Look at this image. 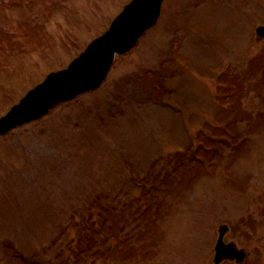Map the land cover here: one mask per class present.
I'll use <instances>...</instances> for the list:
<instances>
[{"label":"rangeland","instance_id":"rangeland-1","mask_svg":"<svg viewBox=\"0 0 264 264\" xmlns=\"http://www.w3.org/2000/svg\"><path fill=\"white\" fill-rule=\"evenodd\" d=\"M2 1L11 7L0 8V40L13 22L33 28L6 49L0 42L9 53L0 57V116L130 0ZM259 25L264 0H165L158 24L116 59L100 89L1 136L0 264H213L221 223L246 264H264ZM158 83L177 94L161 92L153 103L147 96ZM212 139L219 155L204 157L202 168L187 159L191 141ZM151 164L160 187L147 193L133 176L148 179Z\"/></svg>","mask_w":264,"mask_h":264},{"label":"water","instance_id":"water-1","mask_svg":"<svg viewBox=\"0 0 264 264\" xmlns=\"http://www.w3.org/2000/svg\"><path fill=\"white\" fill-rule=\"evenodd\" d=\"M162 0H133L115 19L110 30L88 46L86 52L75 60L68 70L52 74L43 85L31 92L19 105L0 120V133L29 118H37L54 103L73 97L78 92L97 86L105 77L112 63L114 52H123L131 47L145 28L156 21ZM258 33H264L258 28ZM226 226L219 227L215 246V261L236 258L242 261L243 251L234 243L224 244Z\"/></svg>","mask_w":264,"mask_h":264}]
</instances>
